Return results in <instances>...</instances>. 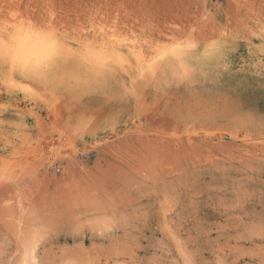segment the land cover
Listing matches in <instances>:
<instances>
[{
	"label": "rangeland",
	"instance_id": "374dc122",
	"mask_svg": "<svg viewBox=\"0 0 264 264\" xmlns=\"http://www.w3.org/2000/svg\"><path fill=\"white\" fill-rule=\"evenodd\" d=\"M24 32L0 264H264V0H0Z\"/></svg>",
	"mask_w": 264,
	"mask_h": 264
},
{
	"label": "bare ground",
	"instance_id": "6f19581e",
	"mask_svg": "<svg viewBox=\"0 0 264 264\" xmlns=\"http://www.w3.org/2000/svg\"><path fill=\"white\" fill-rule=\"evenodd\" d=\"M41 44L42 40H40L39 37H33L24 32L15 35L10 40L0 38V51L8 54L5 56L9 57L10 59L12 56H16L20 60L26 61L28 64H32L34 61L38 63V60L42 54ZM25 263L27 264V262Z\"/></svg>",
	"mask_w": 264,
	"mask_h": 264
},
{
	"label": "snow or ice",
	"instance_id": "6c2138e0",
	"mask_svg": "<svg viewBox=\"0 0 264 264\" xmlns=\"http://www.w3.org/2000/svg\"><path fill=\"white\" fill-rule=\"evenodd\" d=\"M7 60H8V57L5 56V62H7ZM11 63H12L13 69L20 67V68H23L24 70H29L28 63L26 61L20 60L16 56L11 57Z\"/></svg>",
	"mask_w": 264,
	"mask_h": 264
},
{
	"label": "built area",
	"instance_id": "2783aa9c",
	"mask_svg": "<svg viewBox=\"0 0 264 264\" xmlns=\"http://www.w3.org/2000/svg\"><path fill=\"white\" fill-rule=\"evenodd\" d=\"M34 136H36V133H34ZM62 141H65V137H62ZM52 143H53V144H56L57 142H56L55 139H53V140H52ZM61 169H62V167L59 166V162H55V163L53 164V170H54L55 172L59 173V172H61Z\"/></svg>",
	"mask_w": 264,
	"mask_h": 264
}]
</instances>
